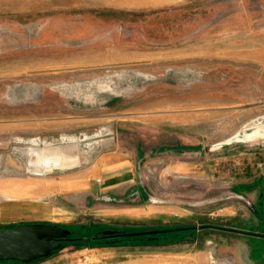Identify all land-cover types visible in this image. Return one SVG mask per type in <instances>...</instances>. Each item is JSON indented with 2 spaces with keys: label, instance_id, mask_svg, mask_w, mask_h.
Listing matches in <instances>:
<instances>
[{
  "label": "rangeland",
  "instance_id": "374dc122",
  "mask_svg": "<svg viewBox=\"0 0 264 264\" xmlns=\"http://www.w3.org/2000/svg\"><path fill=\"white\" fill-rule=\"evenodd\" d=\"M114 150L137 152L145 191L69 192ZM35 223L264 234V0H0V229ZM122 262L264 264V238L73 243L32 264Z\"/></svg>",
  "mask_w": 264,
  "mask_h": 264
},
{
  "label": "water",
  "instance_id": "95a60500",
  "mask_svg": "<svg viewBox=\"0 0 264 264\" xmlns=\"http://www.w3.org/2000/svg\"><path fill=\"white\" fill-rule=\"evenodd\" d=\"M194 228H175L165 230H154L137 233L120 234L114 231L103 232L91 237H71L73 232L61 226L53 224H26L19 225L13 229H0V262H20L32 264L41 259L50 258L55 252L62 249L65 242H97L136 236H150L170 232H180ZM198 229H215L224 232L264 238V234L247 232L244 230L206 225Z\"/></svg>",
  "mask_w": 264,
  "mask_h": 264
},
{
  "label": "crops",
  "instance_id": "0c3cea01",
  "mask_svg": "<svg viewBox=\"0 0 264 264\" xmlns=\"http://www.w3.org/2000/svg\"><path fill=\"white\" fill-rule=\"evenodd\" d=\"M137 150V145H136ZM102 169L99 177H87L69 181L66 186L70 193L78 194L83 192L82 186L78 182H88L89 188L100 187L101 191L109 195L124 194L131 198L134 194H140L144 190L139 187L140 171L138 170L137 152L129 153L127 151H112L106 154L102 159ZM92 181L95 183L93 184ZM98 184V185H97ZM81 190V191H80ZM139 191V192H138ZM145 191V190H144ZM138 192V193H137ZM132 210L137 209L133 208ZM137 263V260L134 261ZM125 264V263H119Z\"/></svg>",
  "mask_w": 264,
  "mask_h": 264
},
{
  "label": "trees",
  "instance_id": "16d2710c",
  "mask_svg": "<svg viewBox=\"0 0 264 264\" xmlns=\"http://www.w3.org/2000/svg\"><path fill=\"white\" fill-rule=\"evenodd\" d=\"M191 230H201V229H198V228H194V229H191ZM71 231V230H70ZM190 230H185V231H180V232H188ZM73 232V231H72ZM137 232V231H136ZM136 232H127V231H123V232H118V233H121V234H126V233H136ZM180 232H170V233H165V234H158V235H150V236H136V237H130V238H122V239H115V240H107V241H97V242H75V243H81V244H93V245H105V246H109V247H117V246H120L122 244H131V245H137L138 243H149V242H153L154 240L156 239H160V237H164V236H167V235H170V234H176V233H180ZM96 234H99V235H102L103 232H96L95 234L93 235H89V236H82V237H91V236H94ZM71 237H75V234L73 232L72 236ZM82 237H79V238H82ZM74 243V244H75ZM66 244H73V242H65L63 243L62 245V248L64 247V245ZM62 250V249H61ZM59 252V251H57ZM55 252V253H57ZM54 253V254H55ZM53 254V255H54ZM41 260H45V259H41ZM41 260H38V261H41ZM37 262V261H36ZM0 263H18V264H22L20 262H0Z\"/></svg>",
  "mask_w": 264,
  "mask_h": 264
},
{
  "label": "bare ground",
  "instance_id": "6f19581e",
  "mask_svg": "<svg viewBox=\"0 0 264 264\" xmlns=\"http://www.w3.org/2000/svg\"><path fill=\"white\" fill-rule=\"evenodd\" d=\"M62 153V152H61ZM74 153V152H73ZM49 154H51V153H49ZM38 155V154H37ZM66 155V154H65ZM49 156H51V155H49ZM40 158V157H39ZM49 159V158H48ZM52 158H50V160H51ZM62 159V158H61ZM63 159H65V158H63ZM69 159V158H68ZM50 160H48V161H50ZM67 160V159H66ZM57 161V160H56ZM62 161V160H61ZM69 161V160H68ZM51 162V161H50ZM47 163V164H49V165H51V163ZM53 163V162H52ZM58 163V162H57ZM53 165H55L54 163H53ZM55 166H57V164L55 165ZM60 166V165H59ZM62 166V165H61Z\"/></svg>",
  "mask_w": 264,
  "mask_h": 264
}]
</instances>
